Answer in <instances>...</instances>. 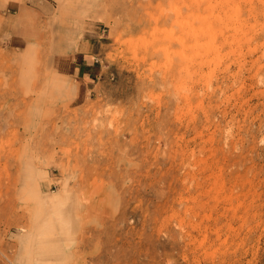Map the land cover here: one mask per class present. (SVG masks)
I'll use <instances>...</instances> for the list:
<instances>
[{
	"label": "rangeland",
	"instance_id": "374dc122",
	"mask_svg": "<svg viewBox=\"0 0 264 264\" xmlns=\"http://www.w3.org/2000/svg\"><path fill=\"white\" fill-rule=\"evenodd\" d=\"M52 2L0 32V264H264V0Z\"/></svg>",
	"mask_w": 264,
	"mask_h": 264
},
{
	"label": "crops",
	"instance_id": "0c3cea01",
	"mask_svg": "<svg viewBox=\"0 0 264 264\" xmlns=\"http://www.w3.org/2000/svg\"><path fill=\"white\" fill-rule=\"evenodd\" d=\"M57 16L58 9L52 0H0V32L11 33L6 40V46L10 50H23L35 42L41 30L40 26L50 25V29L43 31L59 32L60 24L54 22ZM98 34V37L82 39L77 49L69 53L75 64L72 77L76 82H80L83 88L89 86L90 77L98 74L94 66L95 62H98L95 48L103 38L100 31Z\"/></svg>",
	"mask_w": 264,
	"mask_h": 264
}]
</instances>
